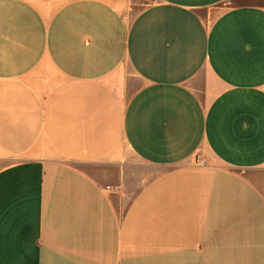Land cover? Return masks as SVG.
Here are the masks:
<instances>
[{
    "label": "crops",
    "instance_id": "0c3cea01",
    "mask_svg": "<svg viewBox=\"0 0 264 264\" xmlns=\"http://www.w3.org/2000/svg\"><path fill=\"white\" fill-rule=\"evenodd\" d=\"M132 3L0 0V264H264V0Z\"/></svg>",
    "mask_w": 264,
    "mask_h": 264
},
{
    "label": "rangeland",
    "instance_id": "374dc122",
    "mask_svg": "<svg viewBox=\"0 0 264 264\" xmlns=\"http://www.w3.org/2000/svg\"><path fill=\"white\" fill-rule=\"evenodd\" d=\"M141 2H144L145 0H140ZM139 0H133L132 3V9L130 10V14L132 17L137 14L139 11L138 9L141 7V2ZM140 84V80L138 79H132L131 84H130V90H129V95L136 89V87Z\"/></svg>",
    "mask_w": 264,
    "mask_h": 264
}]
</instances>
